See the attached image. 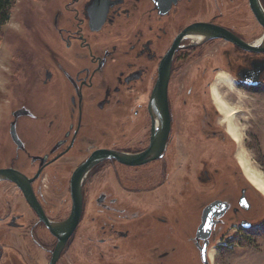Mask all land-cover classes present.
I'll use <instances>...</instances> for the list:
<instances>
[{"label": "flooded vegetation", "instance_id": "af4514ba", "mask_svg": "<svg viewBox=\"0 0 264 264\" xmlns=\"http://www.w3.org/2000/svg\"><path fill=\"white\" fill-rule=\"evenodd\" d=\"M46 2L44 32L21 46L28 68L16 63L7 86L14 105L0 168L22 174L30 192L0 179V264H211L216 230L221 238L233 231V238L254 229L262 203L248 183L239 186V164L231 149L224 152L229 133L210 78L223 68L239 89L264 88V19L250 0ZM258 2L264 13V0ZM196 23L226 28L238 41L194 44L182 37L171 55L161 116L153 93L165 58L176 37ZM214 55L217 64L209 62ZM155 131L163 146L154 158L129 164L110 155L87 170L78 220L70 231L60 227L72 215L76 168L102 149L144 152ZM213 141L222 152L203 153ZM223 159L225 169L209 163ZM209 184H219L212 196ZM194 200L201 209L193 219ZM215 200L224 202V211L200 238L202 213Z\"/></svg>", "mask_w": 264, "mask_h": 264}, {"label": "rangeland", "instance_id": "374dc122", "mask_svg": "<svg viewBox=\"0 0 264 264\" xmlns=\"http://www.w3.org/2000/svg\"><path fill=\"white\" fill-rule=\"evenodd\" d=\"M47 2L46 0H16L11 8L10 17L4 25L3 33L0 36V145H3V149L8 145V128L11 119L10 109L14 105V100L7 86L11 82L10 76L13 74V68L16 67V63L28 68L30 61L22 53L24 48H21V46L24 47L28 41L30 45L34 44L35 34L44 32L42 28L46 24L44 11L47 9L45 7ZM28 26H32V29ZM211 48L214 49L215 47L212 46ZM218 57L216 55L212 56L209 62L217 64L220 60ZM32 65L34 69L40 68L37 60L35 61L34 58ZM218 70L226 71L223 68ZM214 77L210 78V85ZM221 90H223L224 96L231 100L229 104L235 106L238 110L234 115V121L239 128L242 139V147L239 148L236 141L228 135L227 141L223 146L224 148L226 147L224 152H228V149H231L234 156L233 159L236 164H239L237 163V154L241 150L244 151L250 164L264 174V88L251 93L235 86V90L240 93L239 95L229 93L224 88ZM222 117L223 113L219 114V118ZM202 148L204 149L203 153L205 152L207 155L222 152L221 145L214 141L208 142ZM2 159L0 158V162ZM209 163L223 167L226 161L223 159L216 163L213 161ZM239 167L241 172L238 180L239 186L247 185L248 183L251 189L254 190L252 194L256 195V192L257 195L261 196V219L257 222L254 229L250 231L242 230L241 234L233 238L229 236L234 233L233 231L225 233L226 237L221 238L219 234H216V230L214 237L209 243V251L213 250V256L209 257L211 264H264V195L249 183L240 165ZM224 172L226 173L224 178L229 179L230 182L233 181L231 176H226V170ZM234 184L236 183L233 182V187L236 188ZM218 187L219 184H215L213 187L209 184L208 195L212 196L216 193ZM251 198L257 207L258 200L253 196ZM192 207L194 219L196 215L198 217L201 205L194 200ZM197 217L196 219H198Z\"/></svg>", "mask_w": 264, "mask_h": 264}, {"label": "water", "instance_id": "95a60500", "mask_svg": "<svg viewBox=\"0 0 264 264\" xmlns=\"http://www.w3.org/2000/svg\"><path fill=\"white\" fill-rule=\"evenodd\" d=\"M250 4L252 8L254 9L257 17L260 20L264 19V13L262 12V9L260 7V4L258 0H250ZM195 34L202 35V38L194 44H199L207 39L210 38H224L233 42H237L238 39L229 32L226 28H223L221 26L208 24V23H196L191 26H188L186 29H184L174 40V43L172 47L170 48L164 62L163 72L161 74L160 80L157 83V86L155 87L154 93H153V103L154 105L158 103L161 105V116H166L167 114V104H166V86H167V80L169 75V66H170V60L171 55L176 48L177 42L184 36H193ZM246 48L249 49H257L258 47L252 46V45H246L244 44ZM168 124L163 125L162 132L164 134L167 132ZM10 132L12 135L14 134V124L10 127ZM157 138H159V135H157L156 131L153 136V141L150 145V147L145 150L144 152L138 153L136 155H126L121 154L115 151L111 150H98L94 152L85 162H83L80 166L76 168L72 175V195L74 199V206L72 215L67 219V221L60 227L64 228L65 230L70 231L75 226L78 217L81 212V182L83 175L87 172V170L97 161L107 157V156H117L119 160L129 163V164H139L142 162H146L147 160L154 158L157 155L158 149L162 148L163 142L161 145L158 144ZM0 179H10L15 180L21 188L24 190V192L28 195L30 192V186L27 184L26 180H24V176L20 174L18 171L12 169V168H0ZM224 202L220 200H215L211 202L208 206L205 207L202 217H201V223L198 226L197 229V236L203 239H206L210 232L212 225L214 224V218L218 217L220 214L224 211ZM206 241L204 245L201 247V256L204 261H206Z\"/></svg>", "mask_w": 264, "mask_h": 264}, {"label": "bare ground", "instance_id": "6f19581e", "mask_svg": "<svg viewBox=\"0 0 264 264\" xmlns=\"http://www.w3.org/2000/svg\"><path fill=\"white\" fill-rule=\"evenodd\" d=\"M189 37L192 38L194 42H196L202 38V35L195 34ZM223 88L229 93H235L237 95L240 94L235 90L233 78L226 71L220 70L215 74L214 80L210 86L212 98L217 108L223 113L227 132L232 137V139L236 141L240 148L242 147V139L239 133V128L234 121V115L238 110L235 106H232L226 102L223 94L221 93V89ZM237 161L249 183L255 189H257V191L264 195V174L250 164L245 152L242 150L237 154ZM212 256L213 250H210L209 257Z\"/></svg>", "mask_w": 264, "mask_h": 264}, {"label": "trees", "instance_id": "16d2710c", "mask_svg": "<svg viewBox=\"0 0 264 264\" xmlns=\"http://www.w3.org/2000/svg\"><path fill=\"white\" fill-rule=\"evenodd\" d=\"M16 0H0V36L3 33L5 23L10 17L11 8Z\"/></svg>", "mask_w": 264, "mask_h": 264}]
</instances>
